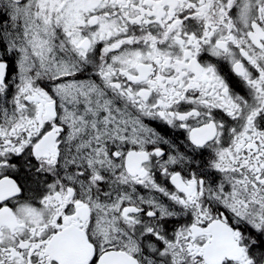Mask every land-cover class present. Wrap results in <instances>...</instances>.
<instances>
[{
  "label": "snow or ice",
  "instance_id": "snow-or-ice-1",
  "mask_svg": "<svg viewBox=\"0 0 264 264\" xmlns=\"http://www.w3.org/2000/svg\"><path fill=\"white\" fill-rule=\"evenodd\" d=\"M0 264H264V0H0Z\"/></svg>",
  "mask_w": 264,
  "mask_h": 264
}]
</instances>
